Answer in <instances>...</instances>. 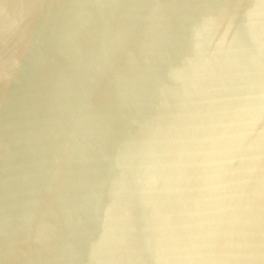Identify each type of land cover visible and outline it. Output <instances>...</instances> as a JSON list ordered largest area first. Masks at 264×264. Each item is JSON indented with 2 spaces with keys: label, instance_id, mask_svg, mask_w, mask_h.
Segmentation results:
<instances>
[{
  "label": "clouds",
  "instance_id": "9594fccd",
  "mask_svg": "<svg viewBox=\"0 0 264 264\" xmlns=\"http://www.w3.org/2000/svg\"><path fill=\"white\" fill-rule=\"evenodd\" d=\"M0 264H264V0H0Z\"/></svg>",
  "mask_w": 264,
  "mask_h": 264
}]
</instances>
